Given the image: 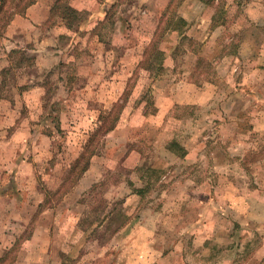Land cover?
Wrapping results in <instances>:
<instances>
[{"label": "rangeland", "instance_id": "374dc122", "mask_svg": "<svg viewBox=\"0 0 264 264\" xmlns=\"http://www.w3.org/2000/svg\"><path fill=\"white\" fill-rule=\"evenodd\" d=\"M208 1L0 33V264H264V0Z\"/></svg>", "mask_w": 264, "mask_h": 264}, {"label": "crops", "instance_id": "0c3cea01", "mask_svg": "<svg viewBox=\"0 0 264 264\" xmlns=\"http://www.w3.org/2000/svg\"><path fill=\"white\" fill-rule=\"evenodd\" d=\"M95 1L97 2V0H95ZM112 1H114V0H99V2H97L98 6H99V11H100V13L102 15L101 18L98 19V20H103L104 19V15H105V11L104 10H105V8H107L108 3L112 2ZM157 1L159 3H162V5L164 7H166V5L168 4V0H157ZM188 1H192V0H188ZM53 2H54V0H36L34 3H32L26 9V11H25V13L23 15L14 16V18L12 19V21L8 25L7 36H11L12 37L15 32H21V33L25 32V34L27 35V34H29V31H33L34 29H38L39 26H41L45 21H47V19L49 17L50 7H51L50 5H52ZM169 2H170V0H169ZM75 8L79 9V7H75ZM96 12H98V7L95 8V9L90 10V12H89V14L87 16V22L93 16H94L93 20H96V14H95ZM179 12H180L179 16L181 18H183L187 22L185 30H184V33H182V34L178 33V31L176 29H174L175 27H173V28L169 27L167 29L168 30L167 34L168 35H172V34L175 33L176 35H178V40L180 38H182V36H184L186 34L187 30L190 28V26L192 24L191 23L192 17H190L186 13H182L183 11H179ZM161 16H162V14H161ZM135 18H136V15H135V17L133 19H135ZM149 18H151V20H152L151 29H152V31L153 30L155 31V29L158 26L159 20H160V13H159V15H154L152 17L149 16ZM212 20H213V15H211V14H210V16L209 15L202 16L201 22L199 24H197L196 27H198V29L202 30V32H203V30L206 29L210 25ZM98 22L99 21H97V23ZM91 23H92V25L94 24L93 21ZM115 27L116 28L113 30L114 31V35H116L117 33H119L120 31L123 30V27H122L121 23L117 24V22H116L115 23ZM196 38H198V37H196ZM98 39L99 38L97 37V40ZM33 40H35V39H33ZM178 40L175 43H173V44H171V42L169 41V45H168L167 42H166V44L162 45L160 51L161 52L164 51V53H166V55H167L166 59L167 58H171L173 49L175 48L176 44L180 41V40L179 41ZM202 42H203V40H202ZM15 47H16V45L12 44V45H9L8 47H6V49H4V50L8 54V52L11 49H14ZM259 60H260V62H262L261 61L262 59H259ZM160 64H161L160 71L162 72V70H164L165 66L163 65V62H161ZM165 64L169 65V64L166 63V61H165ZM165 70H166V67H165ZM158 78H160V77H158ZM158 78H156V79H158ZM184 83H186L188 85L191 84V82L189 83L187 80H185ZM166 99H167V96H166ZM168 100H169V98H168ZM134 158H135V156H134ZM135 160L136 159H134V161ZM152 237H153V232H150L147 235H144L143 241L147 244V243H149L151 241ZM139 239H140V236L137 235L136 238L132 237V240H129V241H131V245H130L131 249H135L134 243L136 241H138ZM130 254L131 253H129V256H127L125 259H123L122 264H151V263L154 262V259H151V257H149L148 250H145V252H143V253L142 252H138V251L137 252L133 251L131 257H130ZM261 254L262 255L264 254V238H263L262 248L260 250V255ZM118 258L120 259V261H122L121 256H118ZM158 258H160V256Z\"/></svg>", "mask_w": 264, "mask_h": 264}, {"label": "trees", "instance_id": "16d2710c", "mask_svg": "<svg viewBox=\"0 0 264 264\" xmlns=\"http://www.w3.org/2000/svg\"><path fill=\"white\" fill-rule=\"evenodd\" d=\"M202 1H204L205 3L209 2L208 0ZM34 2L35 0H0V33L8 27L14 16L23 15L26 9ZM115 3H117V0L108 3L107 8H105L104 10L105 13L109 11V9H111L115 5ZM61 13L63 14L62 19L65 20L63 24L68 29L73 27L72 23L74 20H79L78 23H81L85 20L81 16V10L73 7L69 0H54L53 5L50 7L49 17L47 21L49 22L51 20H55V18H58ZM15 52H17V49H11L8 52V57L11 59V56L13 57ZM16 65L19 68L22 65L21 60H18L16 62ZM160 67L161 64L159 63V68ZM150 68H152L151 64ZM154 68H157V66L155 65L152 69ZM158 71H160V69ZM110 128H112V126Z\"/></svg>", "mask_w": 264, "mask_h": 264}]
</instances>
